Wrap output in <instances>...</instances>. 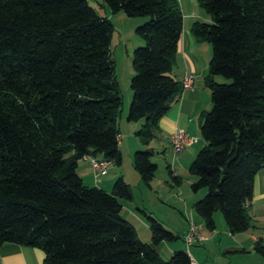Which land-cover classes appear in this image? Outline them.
<instances>
[{"label": "trees", "instance_id": "trees-1", "mask_svg": "<svg viewBox=\"0 0 264 264\" xmlns=\"http://www.w3.org/2000/svg\"><path fill=\"white\" fill-rule=\"evenodd\" d=\"M103 1L112 13L145 18L135 28L143 44L133 50L127 119L145 120L136 133L148 142L182 90L172 74L181 8L178 0ZM199 2L209 21H194L191 32L212 48V106L189 166L191 189L205 191L194 209L210 230L220 211L237 233L252 226L248 203L264 166V0ZM113 30L88 0H0V245L39 247L44 264H191L184 249L163 259L156 246L179 235L148 211L151 239L138 236L121 214L120 199L131 198L124 178L107 191L77 172L86 155L121 162ZM152 154L133 155L147 185ZM255 250L264 256V243Z\"/></svg>", "mask_w": 264, "mask_h": 264}, {"label": "crops", "instance_id": "crops-1", "mask_svg": "<svg viewBox=\"0 0 264 264\" xmlns=\"http://www.w3.org/2000/svg\"><path fill=\"white\" fill-rule=\"evenodd\" d=\"M178 2L183 15V25L177 44V50L173 56L172 74L177 80L181 81L186 73L192 72L195 75L193 88H182L180 94H178L173 100L167 112L159 119L157 125L153 127L154 135L148 142H145L142 137L136 133V130L144 124L145 120L139 119L131 124L132 122L128 121L127 113H125L127 107L122 106L123 108L121 107L118 115V125L121 134V139L119 140L121 162H111L110 165L114 164V166L109 165L107 172L101 175L98 180H95L94 178L87 156L79 159L77 164V172L83 179L84 183L88 185H96L109 191L112 189V185L116 178L122 177L125 180L127 179V175L121 166L124 162L123 149L125 148L128 154L129 164L133 167L129 168V173L134 180L133 182L136 188H138V192L135 193L131 188L130 182L126 180L131 188V198L128 199L131 204H128V211L134 216L137 215V218L139 220L141 219V222L142 218H140L141 216L138 212H141L144 215L142 210L149 208L148 203H146V197L149 193L153 191L157 192L158 200L164 203L165 201L162 199L163 197L171 201L173 199L175 202L181 201L179 198L182 194L181 186L184 183V180L190 183L191 187L192 181L196 179V176L190 172L189 166L199 149L204 145V140L200 131L201 119L212 106L211 90L207 82L208 64L211 58L212 48L208 41L195 38L191 32V26L194 21H209V16L205 12L199 0H178ZM105 14L109 18V15L107 13ZM116 15V17H123L119 11L116 12ZM136 41L140 42V40ZM125 115L126 120H123V118L125 119ZM176 129H184L190 135L195 136L196 140L188 144L179 152L174 153L170 144L169 136ZM144 148H150L152 150L153 154L151 159L157 164V169L150 185L145 184L133 164L134 152L138 149ZM161 160L164 165L163 167H165L166 170V172L163 171V179H159L157 176L158 169L162 167L160 162ZM170 170L174 176H171ZM160 180L164 181V185L167 187V191L162 194L158 187V184L163 186ZM204 193V190H199L197 192L193 191V194L189 196V198L192 199L191 206L193 208L194 202L201 198ZM124 207V204H122V210ZM151 212V214L164 223V221L160 219L154 211ZM248 212L252 218V226L247 230L232 233L228 229L227 224L225 228L221 224L222 230L226 231V235L224 237H220L219 234H215L217 230L214 229V232L210 235V237L203 234V240H218L216 245L218 253H215L216 256H210L209 251L202 253L200 249L194 248V255L193 257L190 256L191 264H233L232 257L239 256L241 254L253 255V250L256 251L255 244L257 242L264 243V225L263 232H260V230L257 229L258 226L254 223V220L255 222H264V166L259 169L255 175L253 183V196L248 203ZM189 214V218L191 217L200 224L202 231V228L205 225L201 216H199V220L193 215V212H190ZM145 221V225L148 226L149 221ZM253 227H255L254 231ZM162 242L163 241L156 246L159 253L161 252V248L159 246ZM195 244L198 243L195 242ZM172 247L173 246H171V248ZM186 251L190 255V252L188 250ZM221 255L228 259L221 262L218 258ZM0 264H44V251L39 247L29 245L3 243L0 245ZM234 264H250V262L247 261L246 263H242L238 261ZM262 264H264V262Z\"/></svg>", "mask_w": 264, "mask_h": 264}, {"label": "rangeland", "instance_id": "rangeland-1", "mask_svg": "<svg viewBox=\"0 0 264 264\" xmlns=\"http://www.w3.org/2000/svg\"><path fill=\"white\" fill-rule=\"evenodd\" d=\"M88 1L89 4L93 7V9L98 13H102V14L107 13L109 15V19L112 21L114 25V30L111 36V54L113 59L114 71H115V79L119 87L120 95L123 100L122 106L127 107L125 112L127 113L132 95L130 88V80L134 74V68L132 65L133 50L136 47L143 44V41L141 40L139 35H137L135 28L137 25L143 23L145 18L139 16L130 17L127 16L125 13H123V11H119L121 16L123 17H116L117 16L116 13L114 14L108 8H104L103 0H88ZM136 40H140V42H137ZM123 120H126V115H125V119L123 118ZM129 122H132L131 124H133L134 121H129ZM123 160L124 162L121 166L127 175L126 180L130 182L132 190L135 193H137L138 188H136L133 182L134 180L129 173V168H133V167H131V165L129 164L128 154L125 148L123 149ZM160 162L162 167L158 169L157 176L159 179H163L162 174L163 171L166 172V170L165 167H163L164 165L162 164V160ZM110 166H114V164ZM160 182L163 184V186H161V184H158L159 185L158 187L162 194L167 191V187L166 185H164V181L160 180ZM181 192L182 194L181 197L179 198L181 201L175 202L173 199L171 201L163 197L162 199H164L165 201L164 203L158 200L157 198L158 193L153 191L149 193L146 197V201H147L146 203H148L149 208L145 209L144 207L141 206L142 208L145 209V211L146 210L150 212L154 211V213L164 221L163 225L167 230L172 231L173 233L179 235L178 238L173 240H169V241L163 240V242L159 246L161 248L160 255L163 257V259H168L175 249H184V250H188L190 252V256L193 257L194 248H198L202 253H204L205 251L206 252L209 251L210 256H216L215 253H218V250H216V245L218 243V240L216 241H212V239L211 241L203 240L204 239L203 234L210 237V235L214 232V230H217L215 234H219L220 237L221 236L224 237L226 235V231L222 230V225L225 228L226 222L223 218V215L220 212H216L215 213L216 229L209 230L205 226H203L202 231L200 230L203 239L200 242H196L198 244L193 243L187 245L185 239L186 233L190 227L191 222H196L191 217L189 218L190 216L189 213L193 212V215L197 219H199L200 215L191 206L192 199H190L189 196L193 194V191L190 187V183L184 180V183L181 186ZM120 200L121 203L124 204L125 206L121 211V214L124 217L131 220V222L135 225L138 231V236L143 241H149L151 239V230L149 225L148 226L145 225L146 222L145 220H147L146 216L143 215L141 212H138V214L141 216L140 218H142V222H141V219L139 220L137 218V215L134 216L128 211V204H131L130 201L125 198H121ZM254 223L256 226H258L257 229H259L260 232H263L264 222L262 221L255 222L254 220ZM254 230L255 227H253V231ZM171 246L173 247L171 248ZM252 254L253 255L241 254L239 256L232 257V262L233 264L238 261L242 263H246L247 261H249L250 264H262L264 262V256L258 253L257 251L253 250ZM218 258L220 259L221 262L226 261L228 259L223 257L222 255L219 256Z\"/></svg>", "mask_w": 264, "mask_h": 264}, {"label": "built area", "instance_id": "built-area-1", "mask_svg": "<svg viewBox=\"0 0 264 264\" xmlns=\"http://www.w3.org/2000/svg\"><path fill=\"white\" fill-rule=\"evenodd\" d=\"M194 81H195V75L192 72L186 73L181 80L182 88L183 89L193 88ZM117 137L118 140H120L121 134L118 133ZM169 139L174 153H177L183 148H185L188 144L195 141L196 137L190 135L184 129H176L170 134ZM86 156L89 159L94 178L95 180H98L101 175L107 172L111 160L103 157H96L90 155H86ZM200 230H201L200 224L196 222H191L185 237L187 245L193 244L195 242H200L203 239Z\"/></svg>", "mask_w": 264, "mask_h": 264}]
</instances>
